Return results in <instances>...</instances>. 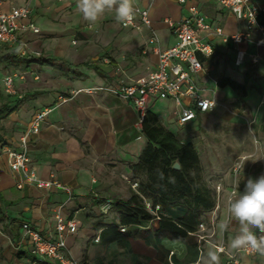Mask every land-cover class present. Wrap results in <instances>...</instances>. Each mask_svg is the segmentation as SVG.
I'll return each instance as SVG.
<instances>
[{
  "label": "crops",
  "instance_id": "crops-1",
  "mask_svg": "<svg viewBox=\"0 0 264 264\" xmlns=\"http://www.w3.org/2000/svg\"><path fill=\"white\" fill-rule=\"evenodd\" d=\"M189 5H195L213 26L222 28L224 33L231 34L242 28L213 0H187L184 6L176 0H133L134 7L148 10L151 30L158 39L157 43L149 44V29L141 24L123 26L115 20L114 10L106 12L97 24L89 25L78 11L77 0H0L1 12L26 7L29 15L23 22L39 29L38 34L28 32L22 36L29 50L38 55L25 69L11 71L24 74V79L14 80V98L20 103L16 111L0 120V240L8 250H0V264L25 257L30 264H37L32 261L21 226L29 223L40 234L54 237L56 214L80 222L77 232L66 238V257L80 250L90 235L96 243L103 242L101 231L114 225H102L101 220L106 221V218L100 209L106 206V201L111 204L118 200L127 201L134 194L129 189L130 181L136 187L144 188L153 174L144 162L143 154L147 148L150 150L148 156L157 155V166L164 159L148 135L159 141L167 132L179 146H183L187 143L177 138L182 129L187 133L196 131L213 117L217 104L210 111L197 113L194 120L177 127V107L172 100L160 96L149 104L153 118L148 116L146 119L147 135L132 105L109 92V89L132 84L156 68L157 50H166L176 42L164 21H178L187 16ZM199 35L203 37L204 33ZM207 39L213 53L206 59L199 56L204 71L194 76L200 95L210 100L214 97L217 103L229 101L237 110L243 106L252 112H264V45L261 42L255 44L259 38L254 35L252 42L240 46L246 56L239 66L234 64L236 52L231 45L215 36ZM7 51L5 46H0V54ZM255 56L257 62L253 63L251 58ZM251 69L254 73L247 82L246 97L228 87L216 85L223 77L243 83L244 74ZM3 75L0 73V79ZM45 107L51 112L38 134L29 138L28 170L34 172L37 180H55L65 190L38 188L35 182H23L25 174L13 172L8 166L6 150L19 147L20 138L33 114ZM203 114L206 120L201 125L197 123V117ZM250 173L252 178H257L264 175V170L254 173L250 167ZM20 182H23L22 188L17 187ZM228 183L223 187L217 207L200 217V225L205 229L204 223H207V230L206 234L201 230L199 236H204L207 243L201 245L198 242L196 248H191L161 239L156 232L157 221H153L146 237H152L155 246L146 264H209L207 253L214 249L212 244L224 247L225 252L219 254L221 264H264V257L259 254L249 255L229 248L230 239L238 233L236 222L227 232L218 230L219 221L227 217ZM242 189L243 185L239 184L236 195ZM230 256H235L237 263L232 262Z\"/></svg>",
  "mask_w": 264,
  "mask_h": 264
},
{
  "label": "built area",
  "instance_id": "built-area-1",
  "mask_svg": "<svg viewBox=\"0 0 264 264\" xmlns=\"http://www.w3.org/2000/svg\"><path fill=\"white\" fill-rule=\"evenodd\" d=\"M176 1L183 6L187 3V0ZM213 1L229 12L242 25L241 30L231 34L224 33L222 28L213 26L208 17L199 12L195 5H189L187 6V16L178 21H164L171 29L176 42L166 50H157L158 63L156 68L132 84L122 86L119 89H109V92L118 95L132 105L137 111L140 121L149 109L150 102L160 96L172 100L177 107L175 121L177 127L194 120L197 113H206L214 107V100L205 99L200 95L194 79L195 75L204 71V64L199 56L206 59L213 53L212 45L207 39L209 36H215L224 44L232 46L236 52L234 59L236 66L241 65L246 56L245 51L240 49L242 44L252 42L253 36L256 35L260 41L255 42V44L260 45L262 43L264 45V24L260 22L261 18L264 17V4L257 0ZM134 10L133 20L127 24L122 23V25L136 26L141 24L145 26L150 30V37L147 42L149 44L157 43V36L150 27L148 10L137 7H134ZM28 15L29 12L26 7H13L8 12L0 11V46H5L8 50L22 57H35L38 54L31 52L27 41L22 38L28 32L32 34L39 33L36 26L23 22L28 18ZM200 32L204 33L203 37L199 35ZM251 61L253 63L257 62L256 56L252 57ZM17 78L24 79V74L17 72L4 74L0 79L2 92L15 96L14 80ZM50 112L51 109L45 107L33 114L27 129L20 138L19 147L6 150L8 166L13 172H23L25 174L23 182H35L38 188L55 187L65 190L64 186L55 180L48 182L37 180L34 172L28 170L30 161L28 156L29 138L38 134L41 124L45 122ZM246 159L245 156L240 157L231 168L234 182L230 186L229 200L236 195L239 184L244 186L247 178L251 177L250 166L247 167ZM23 182H20L17 187L22 188ZM213 188L217 197L215 205L217 207L223 190L222 183L220 181L216 182ZM105 204L106 206L101 208L103 212H106L110 207L109 201H106ZM146 207L150 210L148 204H146ZM158 209L159 207L156 206L155 211ZM54 219V237L40 234L29 223L22 224L23 237L29 246L30 254L37 261L75 264L66 258L64 252L67 249L66 238L75 234L78 230L76 220L68 218L64 222L59 214H56ZM200 228L204 230L202 225H200ZM121 231L124 232V229H121ZM198 241H205L204 236H198ZM212 247L218 254L225 252L224 247L221 245L212 244ZM242 251L249 255H257L251 249H242ZM229 259L237 263L235 256H230Z\"/></svg>",
  "mask_w": 264,
  "mask_h": 264
},
{
  "label": "trees",
  "instance_id": "trees-1",
  "mask_svg": "<svg viewBox=\"0 0 264 264\" xmlns=\"http://www.w3.org/2000/svg\"><path fill=\"white\" fill-rule=\"evenodd\" d=\"M257 1L264 4V0ZM260 22L264 24V17ZM33 62H35L33 57H22L8 50L0 54V73H9L19 68L25 69ZM45 63L47 62H43ZM253 73L254 70H247L243 83L223 77L217 81L216 85L219 88L228 87L240 96L246 97L247 82ZM19 103L20 100L14 96L0 91V120H5L16 111ZM148 116L153 118L149 109L141 121L147 135L145 126ZM148 137L164 159L161 165L157 166V155L149 154L148 156L150 150L148 148L145 150L144 162L148 166L147 170L153 174L144 188L139 187V193L132 194L127 201L118 200L110 203L111 208L117 213V224L103 229L100 237L107 243L122 242L125 240L123 233L130 238L141 236L153 221H157L156 232L161 239L196 248L197 239L195 238L201 224L200 217L215 207L214 192L203 181L198 155L192 144L179 146L170 133L166 132L164 139L159 141L151 134ZM176 163L179 166L177 170L173 168ZM145 199H149L150 210L153 213L147 209ZM156 206L159 207L157 211H155ZM121 229H124V232ZM32 261L37 264H57L37 261L34 258Z\"/></svg>",
  "mask_w": 264,
  "mask_h": 264
},
{
  "label": "rangeland",
  "instance_id": "rangeland-1",
  "mask_svg": "<svg viewBox=\"0 0 264 264\" xmlns=\"http://www.w3.org/2000/svg\"><path fill=\"white\" fill-rule=\"evenodd\" d=\"M241 71H244V67H241ZM250 93L249 98L252 100L253 94L251 91ZM213 100H215L214 97ZM215 104L218 105L217 111L212 114L213 117L205 125L189 133L182 129L181 136L177 135L181 142L191 143L195 148L199 156L203 181L213 192L216 182L220 181L222 187H225L228 182L230 186L232 185L234 179L231 175V168L240 157L247 158L246 165L250 166L254 173L257 170H264V112H252L243 106L237 110L229 101H221V103L215 101ZM205 120V114L197 117V123L201 125ZM185 133L187 135L182 136ZM129 184V189L134 194H136L135 191L140 192L139 187H132L133 182L130 181ZM213 194L216 205L217 197L215 192ZM144 203L150 206L149 200H144ZM100 213L106 218V221L101 220L102 225L115 226L117 224V213L111 207L106 212L100 209ZM205 220L203 217L202 221ZM64 222H66L65 219ZM77 224L80 225V222L78 221ZM204 225L205 229L202 233L206 234L207 223ZM209 228L211 229V225ZM201 230L199 227L196 233L197 243ZM146 233L147 231L135 238H130L126 236V233H123L124 241L108 243L101 241L96 243L95 238L90 235L81 244L80 250L74 251L71 256L66 258L75 264H146L145 261L155 246V241L152 237L147 238ZM1 238L4 239V236ZM204 240L199 244L207 243L205 237ZM1 242L0 240V250H7V246L1 245ZM171 253L173 250L169 252V254ZM25 259L27 260L26 257L23 259L12 258L8 264H30Z\"/></svg>",
  "mask_w": 264,
  "mask_h": 264
},
{
  "label": "clouds",
  "instance_id": "clouds-1",
  "mask_svg": "<svg viewBox=\"0 0 264 264\" xmlns=\"http://www.w3.org/2000/svg\"><path fill=\"white\" fill-rule=\"evenodd\" d=\"M77 8L82 18L95 25L109 11H115V20L127 24L134 18L133 0H77ZM236 222L238 233L229 241L233 251L251 249L264 257V175L249 177L243 189L227 202V217L219 221L221 233L227 232ZM209 264H221L220 255L210 249L207 253Z\"/></svg>",
  "mask_w": 264,
  "mask_h": 264
},
{
  "label": "water",
  "instance_id": "water-1",
  "mask_svg": "<svg viewBox=\"0 0 264 264\" xmlns=\"http://www.w3.org/2000/svg\"><path fill=\"white\" fill-rule=\"evenodd\" d=\"M173 168H174V169H178V168H179L178 164H177V163L174 164Z\"/></svg>",
  "mask_w": 264,
  "mask_h": 264
}]
</instances>
